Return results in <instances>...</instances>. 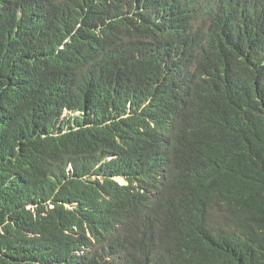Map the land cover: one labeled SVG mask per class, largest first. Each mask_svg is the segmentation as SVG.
I'll return each mask as SVG.
<instances>
[{"label": "trees", "instance_id": "16d2710c", "mask_svg": "<svg viewBox=\"0 0 264 264\" xmlns=\"http://www.w3.org/2000/svg\"><path fill=\"white\" fill-rule=\"evenodd\" d=\"M0 264H264V0H0Z\"/></svg>", "mask_w": 264, "mask_h": 264}, {"label": "rangeland", "instance_id": "374dc122", "mask_svg": "<svg viewBox=\"0 0 264 264\" xmlns=\"http://www.w3.org/2000/svg\"><path fill=\"white\" fill-rule=\"evenodd\" d=\"M115 179L120 183H125V181L121 177H115Z\"/></svg>", "mask_w": 264, "mask_h": 264}, {"label": "clouds", "instance_id": "9594fccd", "mask_svg": "<svg viewBox=\"0 0 264 264\" xmlns=\"http://www.w3.org/2000/svg\"><path fill=\"white\" fill-rule=\"evenodd\" d=\"M115 177H119V176H115ZM115 177H113L115 179ZM122 178V177H121ZM123 179V178H122ZM116 180V179H115ZM124 180V179H123ZM117 181V180H116ZM125 181V180H124ZM119 182V181H118ZM120 183V182H119ZM121 184H126V181L125 183H121Z\"/></svg>", "mask_w": 264, "mask_h": 264}]
</instances>
